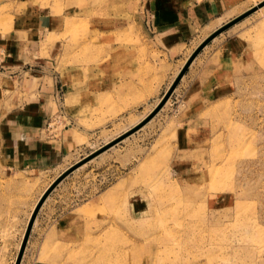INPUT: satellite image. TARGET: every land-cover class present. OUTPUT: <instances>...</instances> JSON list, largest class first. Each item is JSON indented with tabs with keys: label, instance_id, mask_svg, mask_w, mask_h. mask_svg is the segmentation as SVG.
Masks as SVG:
<instances>
[{
	"label": "rangeland",
	"instance_id": "1",
	"mask_svg": "<svg viewBox=\"0 0 264 264\" xmlns=\"http://www.w3.org/2000/svg\"><path fill=\"white\" fill-rule=\"evenodd\" d=\"M259 1L230 2L178 60L152 46L146 0L30 1L64 11V21L40 39L32 63L10 66L0 51V136L13 108L53 87L59 109L47 133L70 125L76 145L34 171L9 168L0 156V264H13L29 213L54 177L147 115L201 40ZM5 2L0 36L13 20ZM229 39L245 46L223 91L202 111L187 109L201 49L145 125L56 185L57 210L92 204L82 211L86 221L51 244L55 253L23 252L20 264H264V6L215 36L206 52ZM187 113L194 116L182 127Z\"/></svg>",
	"mask_w": 264,
	"mask_h": 264
},
{
	"label": "crops",
	"instance_id": "2",
	"mask_svg": "<svg viewBox=\"0 0 264 264\" xmlns=\"http://www.w3.org/2000/svg\"><path fill=\"white\" fill-rule=\"evenodd\" d=\"M5 1L14 7V11L8 32L0 36V51L6 50L10 66L13 62L17 66L32 63L37 59L34 49L39 46L42 38L47 33L60 30L64 11L56 15L50 12V8L43 7L40 10V6L30 3L31 0ZM232 1L237 0H146L152 46L168 59H180L197 33L220 18ZM243 46L242 40L229 39L225 40L217 52H206L210 49V44L202 49V66L198 74L193 73L196 77L194 76L192 88L188 91L189 111H202L209 95H217L223 91L222 81L228 73L232 75L235 72L237 60L244 51L241 50ZM196 61L197 58L193 66ZM191 71L189 67L187 76ZM111 81L112 78L106 76L104 84L109 86ZM108 86H105L106 93L112 88ZM47 91L40 93V99L17 105L2 123L6 130L0 136V156L9 168L34 171L37 166L51 167L76 145L75 133L70 125L64 127L61 135L50 136L47 133L46 121L59 109L54 88H48ZM93 92L89 91L90 98ZM181 116L182 114L179 115L180 124L186 127L194 115L187 113L182 119ZM59 201L53 198L52 191L43 203L32 226L24 255L29 253L37 257L55 253L51 244L62 238V235L69 234V237H73L76 224L86 221V215L82 211L92 204L66 202L63 210H57ZM98 202L94 204L97 205ZM37 260L31 264H51L50 260Z\"/></svg>",
	"mask_w": 264,
	"mask_h": 264
},
{
	"label": "water",
	"instance_id": "3",
	"mask_svg": "<svg viewBox=\"0 0 264 264\" xmlns=\"http://www.w3.org/2000/svg\"><path fill=\"white\" fill-rule=\"evenodd\" d=\"M264 5V0L260 1L257 5L252 6L251 8L247 9L246 11L242 12L241 14L235 16L231 20L227 21L224 23L222 26L218 27L216 30H214L212 33H210L196 48L195 50L191 53V55L188 57L184 65L182 66L181 70L173 80L172 84L169 86V88L166 90V92L163 94L161 100L159 103L154 107V109L145 117L143 118L138 124L130 128L129 130L125 131L121 135L117 136L113 140L109 141L108 143L100 146L99 148L93 150L92 152L88 153L87 155L83 156L80 160L76 161L72 165H70L68 168H66L63 172L59 174V176L47 187V189L44 191V193L41 195L39 198L37 204L35 205V208L32 211V214L28 220L20 248L18 250L15 263L14 264H19L25 249V245L27 243V239L31 230V226L33 223V220L37 214V211L45 198L49 195V193L56 187V185L59 184L61 180H63L68 174H70L72 171L80 167L81 165L85 164L92 158L96 157L100 153L104 152L105 150L109 149L113 145L117 144L124 138L128 137L129 135L133 134L136 132L138 129H140L144 124H146L158 111L161 109V107L164 105L172 91L174 90L175 86L181 79V77L185 74L187 68L189 67L191 61L194 59V57L201 51V49L207 45L215 36H217L219 33L223 32L227 28L231 27L232 25L236 24L237 22L241 21L245 17L249 16L252 14L255 10H257L259 7Z\"/></svg>",
	"mask_w": 264,
	"mask_h": 264
},
{
	"label": "bare ground",
	"instance_id": "4",
	"mask_svg": "<svg viewBox=\"0 0 264 264\" xmlns=\"http://www.w3.org/2000/svg\"><path fill=\"white\" fill-rule=\"evenodd\" d=\"M261 1H262V0H261ZM259 2H260V1H259ZM259 2H257V3L254 4V5H257ZM254 5H253V6H254ZM263 6H264V5H263ZM263 6L259 7L258 9L262 8ZM251 7H252V6H251ZM251 7H249V8H251ZM249 8H247V9H249ZM247 9L243 10L242 12L246 11ZM258 9H257V10H258ZM257 10H255V11H257ZM255 11H254V12H255ZM242 12L238 13L237 15L241 14ZM237 15H235V16H237ZM235 16H234V17H235ZM234 17H232V18H234ZM232 18H231V19H232ZM231 19H229V20H231ZM229 20H227V21H229ZM227 21H226V22H227ZM226 22H224V23H226ZM224 23H223V24H224ZM219 24H220V23H219ZM223 24H221L220 26H222ZM220 26H218V27H220ZM218 27H217V28H218ZM217 28H216V29H217ZM216 29H214V30H216ZM214 30H213V31H214ZM213 31H211V33H212ZM206 37H207V36H206ZM206 37H205V38H206ZM205 38H204V39H205ZM204 39H203V40H204ZM203 40H201V42H202ZM201 42H200V43H201ZM200 43H199V44H200ZM199 44H198V45H199ZM198 45H197V46H198ZM197 46H196V47H197ZM205 46H206V45H205ZM205 46H204V47H205ZM196 47H195V48H196ZM195 48H194V50H195ZM202 49H203V48H202ZM194 50H193V51H194ZM193 51H192V52H193ZM192 52H191V53H192ZM190 55H191V54H190ZM190 55H188V57H189ZM196 56H197V55H196ZM196 56L194 57V59L196 58ZM188 57L186 58V60L188 59ZM194 59H193V60H194ZM186 60L184 61V63L186 62ZM193 60L191 61V63L193 62ZM184 63L181 65V67L179 68L178 72L175 74V76H174V78L172 79V81H171V83L169 84V86L172 84L173 80L175 79V77L177 76V74L179 73V71L181 70V68H182V66L184 65ZM191 63H190V64H191ZM189 66H190V65H189ZM181 78H182V77H181ZM169 86L167 87V89L169 88ZM167 89H166V90H167ZM165 92H166V91H165ZM161 98H162V97H161ZM161 98H160V100H161ZM160 100H159V101H160ZM159 101L157 102V104L159 103ZM157 104H156V105H157ZM156 105H154V107H155ZM164 105H165V104H164ZM153 109H154V108H152L151 111H152ZM151 111H150V112H151ZM150 112H149V113H150ZM149 113H148V114H149ZM148 114H147V115H148ZM147 115H145L143 118H145ZM143 118H142V119H143ZM142 119H141V120H142ZM141 120H139V121H138L137 123H135L133 126H135L136 124H138ZM144 125H145V124H144ZM133 126H132V127H133ZM132 127H130V128H132ZM130 128H129V129H130ZM129 129H127V130H129ZM127 130H125V131H127ZM125 131H124V132H125ZM124 132H122V133H124ZM122 133H120L119 135H121ZM119 135H117V136H119ZM117 136H116V137H117ZM116 137H114V138H116ZM114 138H113V139H114ZM113 139H111V140H113ZM111 140H110V141H111ZM108 142H109V141H108ZM108 142H106V143H108ZM106 143H105V144H106ZM97 148H98V147H97ZM81 158H82V157H81ZM75 162H76V161H75ZM68 166H69V165H68ZM68 166H67V167H68ZM62 172H63V171H62ZM58 176H59V174H58ZM58 176L54 177V179L48 184V186H49V185H50V184H51V183H52V182H53ZM48 186H47V187H48ZM47 187L43 190V192L41 193V195L44 193V191L47 189ZM41 195L39 196V198L41 197ZM48 196H49V195H48ZM39 198L37 199L36 203H35L34 206L32 207L31 212L29 213V217L27 218V222H26V225H25V229H26V226H27L28 220H29V218H30V216H31V214H32V211H33V209L35 208V205L37 204ZM46 198H47V197H46ZM46 198H45V199H46ZM44 201H45V200H44ZM44 201H43V203H44ZM43 203H42V204H43ZM42 204H41V206H42ZM41 206H40V207H41ZM40 207H39V209H40ZM39 209H38V211H39ZM38 211H37V212H38ZM36 216H37V214H36ZM36 216H35V218H34V220H33L32 226H33V224H34V222H35ZM32 226H31V229H32ZM25 229H24V231H23V234H22V237H21V240H20V243H19L18 250H19V248H20L21 241H22V238H23V235H24ZM30 232H31V230H30ZM29 235H30V233H29ZM28 238H29V236H28ZM27 241H28V239H27ZM26 244H27V243H26ZM25 246H26V245H25ZM18 250H17V253H18ZM17 253H16V256H17ZM16 256H15V259H16ZM22 257H23V255H22ZM15 259H14L13 264L15 263ZM21 259H22V258H21ZM20 262H21V261H20ZM19 264H20V263H19Z\"/></svg>",
	"mask_w": 264,
	"mask_h": 264
}]
</instances>
